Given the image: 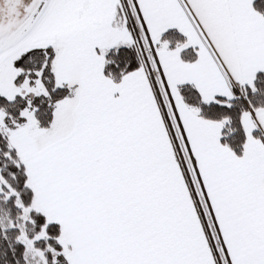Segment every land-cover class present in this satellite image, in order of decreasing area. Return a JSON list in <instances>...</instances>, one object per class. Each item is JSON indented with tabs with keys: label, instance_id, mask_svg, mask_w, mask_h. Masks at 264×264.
Returning a JSON list of instances; mask_svg holds the SVG:
<instances>
[{
	"label": "snow or ice",
	"instance_id": "1",
	"mask_svg": "<svg viewBox=\"0 0 264 264\" xmlns=\"http://www.w3.org/2000/svg\"><path fill=\"white\" fill-rule=\"evenodd\" d=\"M0 264H264V0H0Z\"/></svg>",
	"mask_w": 264,
	"mask_h": 264
}]
</instances>
